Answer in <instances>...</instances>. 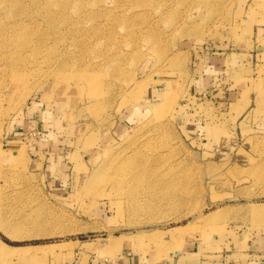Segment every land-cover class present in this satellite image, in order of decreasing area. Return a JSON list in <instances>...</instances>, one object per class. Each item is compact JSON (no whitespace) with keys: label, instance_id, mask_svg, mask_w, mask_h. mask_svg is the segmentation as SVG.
<instances>
[{"label":"rangeland","instance_id":"rangeland-1","mask_svg":"<svg viewBox=\"0 0 264 264\" xmlns=\"http://www.w3.org/2000/svg\"><path fill=\"white\" fill-rule=\"evenodd\" d=\"M49 1L0 0V156L32 110L46 124L3 186L66 193L0 209L31 245L0 264L245 261L264 234V0ZM204 65L241 100L197 93Z\"/></svg>","mask_w":264,"mask_h":264},{"label":"crops","instance_id":"crops-1","mask_svg":"<svg viewBox=\"0 0 264 264\" xmlns=\"http://www.w3.org/2000/svg\"><path fill=\"white\" fill-rule=\"evenodd\" d=\"M202 64V63H201ZM200 64V65H201ZM211 69V70H210ZM197 70V71H196ZM194 73H197V81H195L194 84V90L198 93H205V100L211 101L214 105L224 104L226 107H229V105L233 103H237V101L241 100V94H245V92L248 90V87H240L239 89H234L232 87H223L219 88L217 86V77L215 76L213 78V74L217 75L216 68L214 66L208 67L207 65H204V67L197 68ZM191 74H189L190 76ZM231 88V89H230ZM193 90V89H192ZM240 92V93H239ZM243 97V95H242ZM245 97V96H244ZM252 99L250 96L244 98V101ZM207 103V102H206ZM29 111L32 110H26L21 111V117H19V112H16L13 114V119L7 120L5 123V127L3 130L4 135V141L3 143H10L9 147H4L3 153L4 155L0 156V209L6 210L8 207L13 206H25L30 205L31 203V197H36L34 200H37L38 202H46V197L48 195L52 196H61L66 193V189L62 187H55V188H29V187H4V173L7 169H9L14 162H16V159L21 154V151H16L14 149V143H22L24 140H26L28 137L35 135L39 132L40 127L46 123H43L44 120L42 117L40 119H36L34 116L29 115ZM19 117V118H18ZM47 132V130H46ZM47 136H45L42 140H39L38 143L35 145L36 149L38 148V152L41 151L43 147H46L48 144ZM14 149V150H13ZM13 150V151H12ZM12 153V154H10ZM16 153V154H15ZM28 169L30 170V167L28 165ZM61 185V184H60ZM22 225V224H21ZM20 225V226H21ZM14 224L5 225L3 223H0V241L3 243L4 250L14 249V247H20L22 248H29L31 245L28 246L27 241L28 239L13 237L8 234V231L5 228L14 227ZM5 229V230H4ZM7 231V233L5 232ZM263 236V237H262ZM40 242V241H39ZM34 243H38L37 240ZM253 244V254L248 253V257L245 261H239L235 264H264V234L256 237L251 242ZM8 244V245H7ZM12 245V246H11ZM33 247H35L33 245ZM250 251V250H249ZM248 251V252H249ZM180 251L178 250L174 254H170V264L173 263L174 257L177 255H180ZM0 260H2L0 258ZM194 258H188L187 261L191 262ZM15 261H4L2 264H14ZM161 264H169L168 261L161 262Z\"/></svg>","mask_w":264,"mask_h":264},{"label":"bare ground","instance_id":"bare-ground-1","mask_svg":"<svg viewBox=\"0 0 264 264\" xmlns=\"http://www.w3.org/2000/svg\"><path fill=\"white\" fill-rule=\"evenodd\" d=\"M46 4L49 7V5H48L49 3L47 2ZM158 237L159 236H155V239H157ZM117 243H119L118 240L111 241V244L108 246V248L110 249V247H115L117 245ZM0 244H1L0 245V257L4 258V259H9V258H13L15 256H18L17 252L22 250V248H20V247H14V249H9V250L6 249V250H4L5 248L3 247V243L1 241H0ZM23 249H27V248H23Z\"/></svg>","mask_w":264,"mask_h":264}]
</instances>
